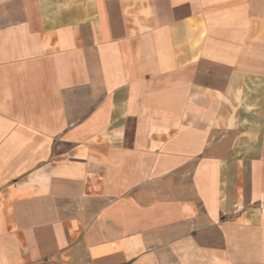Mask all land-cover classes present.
<instances>
[{"label": "crops", "instance_id": "obj_1", "mask_svg": "<svg viewBox=\"0 0 264 264\" xmlns=\"http://www.w3.org/2000/svg\"><path fill=\"white\" fill-rule=\"evenodd\" d=\"M0 264H264V0H0Z\"/></svg>", "mask_w": 264, "mask_h": 264}]
</instances>
